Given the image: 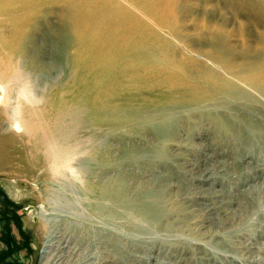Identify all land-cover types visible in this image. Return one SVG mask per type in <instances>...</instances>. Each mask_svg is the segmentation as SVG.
<instances>
[{
  "label": "bare ground",
  "instance_id": "bare-ground-1",
  "mask_svg": "<svg viewBox=\"0 0 264 264\" xmlns=\"http://www.w3.org/2000/svg\"><path fill=\"white\" fill-rule=\"evenodd\" d=\"M205 1L213 2V0ZM230 1L233 0H228ZM246 1L237 0L236 3ZM248 1L259 3L264 11V0ZM92 2L94 6H88L84 10L88 9L90 17L93 16L98 20L86 23L84 28L86 27L89 33L84 35V39L94 40L90 36L97 34V31H100L99 25L105 23L102 31L106 34L108 42L100 46L97 44L100 48L95 47L94 50L92 48L88 54H84L85 65L80 70L76 67L75 61L82 54L80 57L75 54L67 55L65 61L61 59L57 40L60 41L61 34L59 33H62V30L61 32L56 31L55 36L58 38L56 37L51 44L52 53L49 63L44 61L41 49L34 50L32 54L27 51L29 37L31 38L32 33H36L40 25L47 22L45 16L55 13L56 18L58 17L54 7H50L46 12L45 0H0V175L31 178L36 176L38 170L44 169L45 171L39 176L41 180L39 182L48 183L51 188L53 184L58 183L57 188L54 186L55 189L53 187L50 192L52 193L49 198L51 205L62 212L69 211L78 218L99 222L101 227L95 238L104 241L102 247L109 249L110 252L122 247L123 253H119L117 259H122L123 264L125 261L138 264L143 259L147 261L148 256L152 250L157 249V246H167L172 250L169 253H174L178 244L175 240L181 237L174 234L176 231L173 225L176 224L174 220H171L174 210L165 201L162 193L158 194V191L153 195L140 196L131 201L125 198L122 186L121 190L124 195L117 192L116 186L120 184V179L116 178L102 183L92 175L89 169L95 161L93 156L95 151L92 146L90 147L92 143L88 135H84L85 132L94 129L91 114L105 115L103 122L99 121L103 123L101 126L108 122L112 126L128 129L135 124L142 126L150 124L158 126L157 129H159L171 118L176 109L187 106L186 103H193L194 107L206 103L208 106L219 109L226 104L238 103L242 99L249 103L251 101L258 103L259 98L264 101V16L259 18V24L255 23L257 27L253 26L256 29L261 27V24L263 28L257 31L256 44H251L248 39L243 38V43L238 47L230 41L232 31L227 29L226 23L222 25H217L219 22L215 25L210 23L207 25L208 29H205L211 30L210 34L216 35L215 44L209 45V48L201 52L192 49L195 47L189 45L184 49L186 54L182 56L186 59L183 60L177 57H164L166 54L162 48L168 45L161 46V43L156 40L143 41L142 37L141 42L134 37L140 31L143 32L142 34H147L151 33L150 31L157 32L159 29L168 32L165 37L175 39L176 36H173L174 32L171 31L175 29V26L170 25L171 21L177 23L175 20H179V24L174 23L176 32H179L178 25H180V31L182 28L191 29L190 22L193 27L197 26V17L191 13L196 7L202 5L200 0L187 1V6L192 10L190 13L185 11L187 6L181 9L185 6L181 7L182 0H92ZM152 2L157 3L156 7L152 5ZM171 4L176 10L172 12L174 13L172 20L171 17L168 21L160 20L164 19L160 17L167 13L163 9ZM53 5H56V2ZM204 5V8L208 7V4ZM215 10L213 8L212 13ZM247 11L249 12L248 7ZM61 19L64 29L67 19L66 17ZM239 24L242 30L252 29L248 23L243 21H239ZM114 36L118 40H115ZM79 42H82L81 39L78 45ZM107 56L113 62L107 59L108 63H106L104 57ZM101 58H104L103 63H94L95 60ZM198 58L204 59L205 62ZM63 74H66L65 78H62ZM119 78L122 83L120 88H116L115 84L120 81ZM176 79L190 81L191 87L173 94L171 89ZM143 88H146L152 97L158 98L156 101L153 100L155 104L150 100L140 98L133 104L129 102L128 96L139 97ZM121 101L124 103L121 104ZM217 119L220 123L223 122V117ZM250 136L248 135L249 141L246 143L257 147L258 143L250 139ZM254 151V148L249 152L244 151L238 160L253 154ZM80 152L83 156L75 166H72L73 169L69 174L58 172L51 165L54 159L63 156H71L73 159ZM256 157L260 159V156ZM261 159L264 161L263 158ZM222 179L224 178L218 177L215 180L207 178L204 181L212 186ZM245 180L246 178L242 177L235 185L240 186ZM229 188L231 189L232 186ZM181 191L188 193L190 188L184 190L183 187ZM94 194L97 197L93 196ZM220 195L223 197V205L222 208L220 205L218 207L215 205L217 215L215 219H218L223 207L230 206L233 201L228 192L226 196L223 193ZM114 196L120 202H125L117 211L111 205L114 202L111 197ZM259 201L261 200L258 199L256 202L259 203ZM110 207H112V212H108ZM243 209H247V205H244ZM114 211L118 215H115ZM166 216L168 218L165 219ZM164 220L166 224L163 223ZM219 221L221 220L216 221L218 225H223ZM160 222L163 224L159 227ZM178 224L181 226L180 222ZM225 241L230 246V240ZM182 246L184 247H178L181 249L188 247L184 250L189 252V247H191L189 241ZM220 250L223 251L222 248ZM141 251L145 254L141 253V257L135 258ZM203 254L205 258L194 256L185 264H217L222 259L227 260L228 263L240 264L238 257L236 258L233 254L226 253L225 256L222 255L224 256L222 258L218 249L206 248ZM116 261L110 262L118 264Z\"/></svg>",
  "mask_w": 264,
  "mask_h": 264
},
{
  "label": "rangeland",
  "instance_id": "rangeland-1",
  "mask_svg": "<svg viewBox=\"0 0 264 264\" xmlns=\"http://www.w3.org/2000/svg\"><path fill=\"white\" fill-rule=\"evenodd\" d=\"M187 1L182 0L181 7L185 6L181 9L187 6ZM200 1L202 5L196 7L194 12L188 6L185 9L186 12H192L191 14L194 13V16L197 17V26L193 27L190 22L191 29L182 28L180 31V25H178L179 34L178 31L176 32L174 24L176 22L172 23L171 21L170 25L173 24L175 29L170 30L174 32L173 36L175 35L176 38H173L175 39H171L169 36L165 37L168 32L159 29L157 32L150 31L152 34L149 32L142 34L143 32L140 31L137 33L138 37L136 36L134 39L141 41L142 37L143 41L156 40L161 43V46L168 45L169 47L162 48L166 54L164 57H177V59L185 60V56H182L186 54L185 47L192 45L191 47H195L192 49L201 52V50L209 48V45L215 44L216 35L210 34L211 30L208 31L205 28L210 23L215 25L219 22L217 25L226 23L227 29L232 31L230 41L234 45L240 47L243 38L248 39L251 44H256L257 31L263 28L261 24V27L256 29L253 26L257 27L255 23L259 24L261 17L264 16V11L260 8L259 3L248 0L244 3H236L237 0L236 2L234 0L230 2L228 0H213L211 3ZM54 2L56 5H53ZM156 4L152 2L154 7ZM204 4H208V7L204 8ZM88 6H94V2L92 0H45L46 12L50 7H54V11L58 13V19L55 13L45 16L46 25L44 23L40 25L36 33H32L31 38L29 37L30 41L26 46L28 53L32 54L34 50L41 49L44 61L49 63L52 53L51 44L57 37L55 36L56 31L61 32L62 30V33H59V35L61 34L60 41L57 40L61 59L65 61L67 55L75 54L80 57L82 54L75 61L76 67L81 70L85 65L84 54H88L92 48L94 50L95 47L108 42L106 34L102 31L105 23L99 25L101 33L97 31V34L90 36L94 40L84 39V35L89 33L84 26L86 23L96 20L93 16L90 17L88 9L84 10ZM213 8L216 10L212 13ZM163 11H167V13L160 17L164 19H159L168 21L170 17L172 20L174 17L172 12L176 10L171 4ZM180 14L183 13L180 12ZM65 17L67 25L63 29L61 18ZM175 21H177L176 24H179V20ZM239 21L248 23L252 29L242 30ZM72 29L73 31H71ZM84 30L86 31L84 32ZM177 33L178 35H176ZM242 35L244 36L242 37ZM117 37L115 40H118ZM77 39L82 41L79 42V45ZM104 58L106 63H108L107 59L112 61L108 56ZM104 58L95 60L94 63H103ZM198 60L205 62L204 59L198 58ZM65 77L66 74H63L62 78ZM121 83L120 79L115 84L116 88H120ZM174 84L171 89L173 94L191 87L190 81L184 79H176ZM254 95L258 97L256 94ZM139 98L150 100L154 104V101L158 100V98L152 97L146 88L142 89L139 97L128 96L129 102L132 104ZM257 102L249 103L242 99L238 103L226 104L219 109L208 106L206 103L198 107H194L193 103H186L187 106L176 109L171 118L159 129H157L158 126L150 124L146 126L135 124V126L126 129L112 126L108 122L104 124L106 127H103L104 125L101 126L103 123L99 121L103 122L105 115L91 114L93 115L94 129L85 132L84 135H88L92 143L90 147L92 146L95 151L93 152L95 161L89 169L92 175L102 183L116 178L120 179V184L116 186L117 192H121L120 194L123 196L122 190L125 191V198L131 201L140 196L153 195L158 191V194L162 193L165 201L174 210L171 219L176 224L173 225L176 231L174 234L181 236L175 240L178 244L174 253H169L172 250L167 246H157L158 250H152L149 255L151 257L148 256L147 261L143 259L138 264H185L194 256L205 258L203 250L206 248L218 249L220 256H225L226 253L233 254L236 258L238 257L240 264H264V161L261 159H264V101L259 98ZM120 103L123 104L124 101ZM221 111L223 112L221 113ZM221 114L223 116H220ZM219 117H223L222 123L220 120L218 121ZM248 135H251L250 139L258 143L257 147L246 143L249 141ZM253 148L255 149L253 154L238 160L244 151L249 152ZM82 156L81 152L73 159L71 156H63L54 159L51 165L58 172L69 174L73 169L72 166H75ZM256 156H260L261 160ZM64 165L66 168L63 167ZM43 171L45 170H38L36 176L31 178L0 175V264H112L110 261L118 260V254L123 253L122 247L110 252L109 249L106 250L102 247L104 245L102 239L100 241L95 238L101 227L99 222L78 218L69 211L62 212L51 205L49 198L52 193L50 192L54 186L57 188L58 183L53 184L52 188L48 183H40L39 176ZM218 177L224 179L212 186L204 181L207 178L215 180ZM242 177H245L246 180L240 186L235 185ZM90 179L92 178L90 177ZM92 182L95 183V181ZM181 187H184V190L190 188V191L183 193ZM227 192L233 198L232 204L224 206L218 219H215L217 217L215 205L216 207L220 205L221 208L223 205V197L220 193L226 196ZM93 196L97 197L96 194ZM212 196H215L214 199ZM114 197H111V200L114 201L111 205L117 211L125 202H120L117 199L118 195L115 197L116 199ZM258 199L261 200L259 203L256 202ZM253 201L254 203H251ZM244 205H247V209H243ZM109 211H113L112 207L109 208ZM116 211L114 214L118 215ZM166 218L168 217L166 216ZM217 220H221L219 222H222L223 225H218ZM178 222L181 226H178ZM163 223L167 222L164 220ZM162 224L160 222L159 227ZM226 239L230 240V246L226 244ZM188 241L191 246L189 252L184 250L188 247L181 249L184 247L182 245ZM221 248L223 251L220 250ZM143 252H138L135 258L145 254ZM120 261L121 263H119ZM116 262L124 263L122 259ZM134 262L136 261L134 260ZM220 262L221 264H232L224 259L217 264ZM128 263L130 264L125 261V264Z\"/></svg>",
  "mask_w": 264,
  "mask_h": 264
}]
</instances>
